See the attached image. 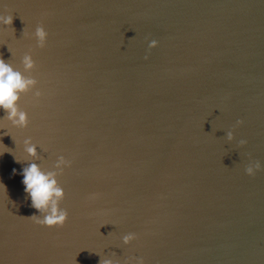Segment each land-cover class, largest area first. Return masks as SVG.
<instances>
[{
  "label": "water",
  "instance_id": "1",
  "mask_svg": "<svg viewBox=\"0 0 264 264\" xmlns=\"http://www.w3.org/2000/svg\"><path fill=\"white\" fill-rule=\"evenodd\" d=\"M7 14L0 57L24 72L30 53L38 84L27 128L0 110V264H264V0H0ZM33 162L65 190L62 228L30 218Z\"/></svg>",
  "mask_w": 264,
  "mask_h": 264
},
{
  "label": "clouds",
  "instance_id": "2",
  "mask_svg": "<svg viewBox=\"0 0 264 264\" xmlns=\"http://www.w3.org/2000/svg\"><path fill=\"white\" fill-rule=\"evenodd\" d=\"M14 21L12 14L0 15V26H11ZM28 32L24 31L23 36H30ZM48 32L44 25L41 23L37 26L34 37L38 42L39 48H44L48 41ZM159 42L152 40L149 44L150 48L158 47ZM148 59V57H145ZM24 72L31 73L36 68V62L30 53H26L23 56ZM24 72L16 70L11 64L7 63L3 57H0V110L6 112V119L17 128H27L30 120L26 111L21 110L19 104L22 98V94H27L36 88L38 81L31 77L24 75ZM42 95L40 91L35 93V96L39 98ZM243 120L237 122V125H242ZM227 139L229 141L235 140V131L231 130L227 132ZM26 146L25 151L31 157H37V145L33 143L31 138H27L23 141ZM241 146L247 144L246 140L239 141ZM17 160V159H16ZM17 162H21L17 160ZM71 161L64 156H60L56 167L61 171L65 167H71ZM261 164L257 161L254 166L249 165L246 168V172L250 176H254L258 170L261 169ZM16 170L13 169L15 174ZM23 176L22 183L25 186L24 191L31 199V207L36 209L40 214L32 215V218L36 224L46 226L48 228L64 227L68 222L69 213L66 209L61 208V203L64 201L66 193L64 188L60 185L55 172H44L41 170L37 163H30L23 168L21 173ZM99 194L93 193L89 199H97ZM137 234L129 233L123 237L124 244H131L136 240ZM135 264H145L142 257L133 258ZM100 264H116L112 259L101 258Z\"/></svg>",
  "mask_w": 264,
  "mask_h": 264
}]
</instances>
